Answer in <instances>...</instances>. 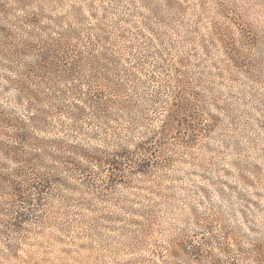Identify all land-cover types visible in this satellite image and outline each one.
<instances>
[{
	"label": "rangeland",
	"instance_id": "obj_1",
	"mask_svg": "<svg viewBox=\"0 0 264 264\" xmlns=\"http://www.w3.org/2000/svg\"><path fill=\"white\" fill-rule=\"evenodd\" d=\"M0 264H264V0H0Z\"/></svg>",
	"mask_w": 264,
	"mask_h": 264
},
{
	"label": "trees",
	"instance_id": "obj_2",
	"mask_svg": "<svg viewBox=\"0 0 264 264\" xmlns=\"http://www.w3.org/2000/svg\"><path fill=\"white\" fill-rule=\"evenodd\" d=\"M179 107H185V104L180 102ZM17 147H11L10 152L16 151ZM10 190L12 196L17 203L15 208V217L13 218L15 225H21L23 222H26L28 218L33 214L34 210L38 206V200L34 199L32 196L33 193L27 191V189L18 182H10ZM38 193L45 189L44 186H33ZM195 249V248H194Z\"/></svg>",
	"mask_w": 264,
	"mask_h": 264
}]
</instances>
